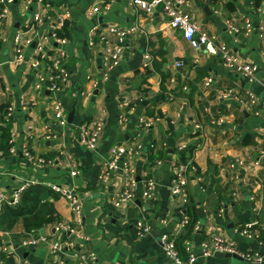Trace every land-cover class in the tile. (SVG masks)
I'll use <instances>...</instances> for the list:
<instances>
[{
  "label": "crops",
  "instance_id": "0c3cea01",
  "mask_svg": "<svg viewBox=\"0 0 264 264\" xmlns=\"http://www.w3.org/2000/svg\"><path fill=\"white\" fill-rule=\"evenodd\" d=\"M100 1L107 3L45 0V20L36 32L32 15L37 6H28L24 0L6 5L7 17L0 21V106L14 109V152L0 156V193L10 199L26 184L71 190L82 198L83 226L78 232L85 240L56 232L50 224L27 233L19 223L9 233L0 230V264L25 260L78 264L82 253L95 254L96 264H172L161 242L165 235L176 240L185 260L189 253L200 255L202 242L214 236L264 256V158L261 167L255 166L264 138V42L259 33L244 34L246 19L264 27V11L254 10L251 0H182L209 36L227 44L243 63L258 66L257 80L250 83L226 68L217 56L192 49L180 32L169 27L161 9L149 15L134 0H108L110 10L90 18L89 10ZM63 13L69 14L68 36L63 38L65 44H59L52 36L56 16ZM111 26L135 28L136 32L128 40L123 60L105 79L104 63L113 40H101V32ZM19 32L37 40L46 36L47 48L66 54L69 79L60 92L35 89L39 70L33 67L36 55L32 46L23 48L19 66L13 64L17 54L13 40ZM93 32L96 44L91 46ZM177 62L183 67H176ZM207 79L213 80L210 88L205 86ZM249 93L256 97V104L250 107ZM57 101L62 103L66 126L55 117ZM157 114L161 121L152 130L139 127L141 118ZM100 119L105 128L98 149L91 151L82 144L83 129ZM140 142L146 147L142 153L136 150ZM152 143L158 148L159 166L145 151ZM183 143L187 149L193 148L191 161L198 170L189 181L188 204L171 193L178 147ZM26 145L34 158L57 163L36 165L24 156ZM115 146L128 149L126 159L138 183L134 202L122 207L116 206L124 184L122 170L108 184L100 180ZM147 178H154L157 184L150 199L143 196ZM50 201L60 222L72 224L66 199L59 195ZM187 218L190 225L185 224ZM141 220L151 227L144 237L137 228ZM195 224L200 231L194 230ZM245 230L248 235H242ZM32 236H44L46 243L23 248L22 242ZM69 237L74 246L54 255L52 242ZM195 264L254 263L213 255L199 256Z\"/></svg>",
  "mask_w": 264,
  "mask_h": 264
},
{
  "label": "built area",
  "instance_id": "2783aa9c",
  "mask_svg": "<svg viewBox=\"0 0 264 264\" xmlns=\"http://www.w3.org/2000/svg\"><path fill=\"white\" fill-rule=\"evenodd\" d=\"M108 3V0H106ZM15 0H0V21H3L7 17L6 5L13 4ZM28 6H37V10L32 15V26L35 32L44 23L43 9L46 6L45 0H24ZM105 1L96 2V4L89 10V17L95 18L102 15L110 10L111 5L107 4ZM134 5L139 6L146 13L153 14L156 9H161L162 14L166 17L169 27L172 30L178 31L182 34L183 39L188 43V45L194 50L204 49L208 55L217 56L222 64L237 73L239 76L244 78L250 83L257 80L258 66L254 64L243 63L242 60L237 56V54L225 43L217 42V40L209 36L195 21V19L189 14L185 7L184 1L182 0H134ZM263 8L258 9V12L262 13ZM69 17L68 13L59 14L56 16V30H60L64 27ZM99 30V29H98ZM233 32H238L236 28L231 26ZM100 31V30H99ZM136 32L135 28H118V27H108L104 29L101 36V40L107 41L108 37L112 38V45L108 50L106 60L104 63L105 79H108V74L113 68L117 67L123 60L125 50L128 45V40ZM254 32L259 33L261 39L264 42V27L255 26L249 19L245 20V31L246 36L252 35ZM53 39H55L59 44H65L66 40L57 37L56 33H53ZM96 33H92L89 43L91 46L96 44ZM48 38L43 37L40 39H34L33 37H26L25 33L19 32L14 37L13 43L16 48V57L13 60L15 66H19L23 61V48L30 47L34 45L35 51V61L33 67L39 70L37 76V84L35 89L38 92L43 93L48 90L51 93H58L61 91L63 86L68 82L69 72L65 66V56L64 52L56 51V56L53 61L51 57L48 56V52L51 51L47 48L46 41ZM148 60L150 58L146 57ZM53 62L50 65L48 62ZM0 64V69H1ZM176 67H183L182 62H177ZM213 84L212 79H207L205 86L210 88ZM249 100L247 102L248 106H254L256 104V97L252 94H248ZM13 106H9L7 110L6 120L9 121L13 117ZM54 113L58 123L61 126L67 125L66 116L63 113L62 103L57 101L54 106ZM161 119L158 117L148 118L143 117L139 121V127L143 130H152L155 125L160 122ZM222 123V120H219ZM105 128L103 120H98L93 127L83 129L82 144L89 150L95 151L98 149L101 137ZM262 148L260 149V159L256 162V167H261L263 163L261 160L264 158V138H262ZM154 143L150 144L148 148L153 149ZM146 147L142 142L136 143V150L138 153H142ZM187 150V144H181L178 147L180 153H184ZM13 148L10 153H13ZM23 154L30 161H33L36 165H50L53 166L57 163L54 160H46L42 158H34L31 155L28 146H24ZM0 151V156H2ZM129 156V151L126 147L115 146L110 151V158L105 163L101 170L100 180L104 184H108L113 176V174L119 170H122L124 174V184L122 190L116 197V206L122 207L129 203H133L136 198V191L138 183L135 179L133 169L129 160L126 158ZM239 165H243L242 161L236 162ZM161 161H157L156 165H161ZM175 175L172 181L171 193L172 196L181 201L183 204H188L190 201V195L188 192L189 181L191 177H194L198 170L194 163L190 160L186 164L175 166ZM74 170L77 166L73 165ZM262 179L264 180V172L262 174ZM31 185L26 184L17 190H15L12 198H7L4 193H0V211L4 205L17 206L20 201L22 194ZM53 190L60 193L62 197L66 199L69 204L70 211L73 214L72 224H64L63 222H57L53 225V229L56 232H63L67 234H75L77 238L85 240V237L78 232V228L83 226V207L82 198L72 192L71 190L62 189L60 187L51 186ZM157 184L154 178H147L145 182V188L143 196L147 199L152 198ZM186 225H190V219L185 220ZM137 228L139 229L140 236L144 237L151 232V227L146 225L142 220L137 223ZM201 227L197 224L194 226L195 231H200ZM248 230L242 232V235H248ZM163 250L168 260L174 264H195L198 261L199 256L204 258H209L216 253L236 255L242 260L254 263L262 264L264 262V256L257 252H245L242 251L235 242L226 240L221 236H214L207 239L201 244V253L196 255L195 253H189L188 258L185 260L184 254L179 249L177 242L174 238L169 236H163L161 239ZM40 243H46V238L41 236L36 239L35 236L29 237L27 240L22 242L23 248L37 247ZM75 242L69 237L65 240L56 239L51 244V251L54 255L59 254L66 247H73ZM264 248V243L261 245ZM78 264H96L98 258L95 254H85L82 253L78 256ZM20 264H31L27 260L21 262Z\"/></svg>",
  "mask_w": 264,
  "mask_h": 264
},
{
  "label": "trees",
  "instance_id": "16d2710c",
  "mask_svg": "<svg viewBox=\"0 0 264 264\" xmlns=\"http://www.w3.org/2000/svg\"><path fill=\"white\" fill-rule=\"evenodd\" d=\"M251 4L253 9L258 11V9L264 7V0H251ZM67 27L68 24L66 22L63 28L56 30V36L60 38H67ZM48 56H50L51 61H53L56 53L54 51H49ZM51 61L48 62L50 65L53 63ZM132 105L128 107V110L132 107ZM8 108L9 105L0 106V151L3 154L2 156L9 155L11 149L13 148V136L11 132L13 120L10 118V120L7 121L5 118ZM154 117L160 118V114L153 115L152 117L148 116V118ZM154 145L155 146L153 149L147 148L145 151L149 153V157L153 159V161H156V159L157 161H161L159 160V156H155L157 154L158 148L156 144ZM179 154L180 155L179 159H177V164H186L192 159L193 148L190 147L186 150V152ZM59 195L61 196L60 193L56 192L51 187L49 188L43 185H31L23 192L21 201L17 206H3L2 210L0 211V230L4 233H9L15 228V226H17L19 223H22L25 231L30 233L32 231H40L49 224L54 225L55 223L60 222L57 217L54 204L50 201L51 198H57ZM1 245L3 246V243L0 239V246ZM241 250L249 252V250Z\"/></svg>",
  "mask_w": 264,
  "mask_h": 264
},
{
  "label": "water",
  "instance_id": "95a60500",
  "mask_svg": "<svg viewBox=\"0 0 264 264\" xmlns=\"http://www.w3.org/2000/svg\"><path fill=\"white\" fill-rule=\"evenodd\" d=\"M85 45H87V43ZM32 48H34V45L32 46ZM74 115H75V107L73 108V111H72V113L70 114V116L68 118V122L69 123H72V120H73ZM215 257L216 258H220V259H223V258H233V259H239V260H241V258H239L236 255L222 254V253H216L215 254ZM172 264H174V263H172Z\"/></svg>",
  "mask_w": 264,
  "mask_h": 264
}]
</instances>
